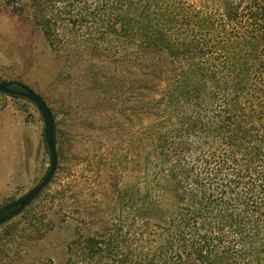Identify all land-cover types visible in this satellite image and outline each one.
Here are the masks:
<instances>
[{"label":"trees","instance_id":"1","mask_svg":"<svg viewBox=\"0 0 264 264\" xmlns=\"http://www.w3.org/2000/svg\"><path fill=\"white\" fill-rule=\"evenodd\" d=\"M36 1L52 48L99 23L79 42L131 102L115 211L70 264H264V0Z\"/></svg>","mask_w":264,"mask_h":264},{"label":"rangeland","instance_id":"2","mask_svg":"<svg viewBox=\"0 0 264 264\" xmlns=\"http://www.w3.org/2000/svg\"><path fill=\"white\" fill-rule=\"evenodd\" d=\"M46 3L48 17L70 23L82 6L77 0ZM36 5V0H0V80L21 81L46 100L56 122L59 161L45 189L0 224V264H70L80 256L83 239L104 231L116 205L97 201L122 191L121 141L131 127V102L119 95L122 87L116 85L112 96L106 93L105 53L79 42L89 27L102 29L99 23L60 28L55 49ZM49 165L38 107L0 92V209L35 187Z\"/></svg>","mask_w":264,"mask_h":264},{"label":"water","instance_id":"3","mask_svg":"<svg viewBox=\"0 0 264 264\" xmlns=\"http://www.w3.org/2000/svg\"><path fill=\"white\" fill-rule=\"evenodd\" d=\"M14 86H17L20 89H17ZM0 92L24 97L38 107L44 120V138L50 155L49 169L44 178L26 194L0 209V224H2L9 218L19 214L43 191V189H45L55 175L59 159L55 140V118L43 96L27 84L18 80H0ZM8 211L11 212L8 215L3 216Z\"/></svg>","mask_w":264,"mask_h":264},{"label":"flooded vegetation","instance_id":"4","mask_svg":"<svg viewBox=\"0 0 264 264\" xmlns=\"http://www.w3.org/2000/svg\"><path fill=\"white\" fill-rule=\"evenodd\" d=\"M14 87H15V86H14ZM8 212L10 213L11 211H8ZM6 213H7V212H6ZM6 213H5L3 216H5V215H6ZM9 213H8V214H9ZM8 214H7V215H8ZM3 216H2V217H3Z\"/></svg>","mask_w":264,"mask_h":264}]
</instances>
